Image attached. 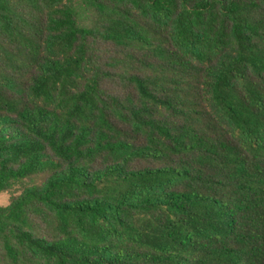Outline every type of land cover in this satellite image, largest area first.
<instances>
[{"label":"trees","instance_id":"1","mask_svg":"<svg viewBox=\"0 0 264 264\" xmlns=\"http://www.w3.org/2000/svg\"><path fill=\"white\" fill-rule=\"evenodd\" d=\"M0 192V264H264V0H0Z\"/></svg>","mask_w":264,"mask_h":264},{"label":"rangeland","instance_id":"2","mask_svg":"<svg viewBox=\"0 0 264 264\" xmlns=\"http://www.w3.org/2000/svg\"><path fill=\"white\" fill-rule=\"evenodd\" d=\"M79 12V23L87 24L88 23V15L81 10L78 9ZM19 186L16 184L14 188H18ZM8 202V192H0V204L5 205Z\"/></svg>","mask_w":264,"mask_h":264}]
</instances>
